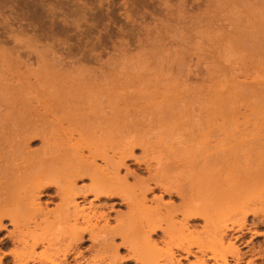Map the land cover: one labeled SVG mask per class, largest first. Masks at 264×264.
<instances>
[{
    "label": "rangeland",
    "instance_id": "374dc122",
    "mask_svg": "<svg viewBox=\"0 0 264 264\" xmlns=\"http://www.w3.org/2000/svg\"><path fill=\"white\" fill-rule=\"evenodd\" d=\"M114 1L121 5V0ZM128 1L135 2L131 3V14H122L125 9L115 4L116 13L107 10L99 12V9V13L94 10L96 14H84L85 17L83 14H55V18L50 14H11L8 5L4 8L0 4L3 12L9 9L6 11L8 14L0 13V157L5 158L9 153L11 155L21 146L19 152L17 150L15 155L12 154L13 157L9 156L11 159L22 157L16 164L25 160L37 161L38 150L43 151H39L40 156L43 154L40 158L48 160L56 155V147L61 141L71 138L75 142L82 133V138L99 141L107 145L109 150L115 148L117 153L119 148L139 134L147 136L146 147L135 148L134 156L126 159L128 167H122L121 175L130 176L129 183L133 185L140 179L141 187L145 181L152 188L156 185L151 180L150 170L157 169L175 180H182L185 185L184 188L175 187L168 192H162L158 187L152 188L148 192V204L156 202L154 198L162 195V208H175L188 197L185 196L188 193V200L194 203L204 201L205 204L208 201L209 205H214L215 201L219 202L214 205L216 211L213 205L212 209L217 213L222 210L220 214L225 216L223 211H227L224 208L233 207L234 200L240 198L238 195L241 196L234 190L246 185L242 189L246 193L242 195L247 200L251 198V205L255 203L262 210L256 216H247V227L242 231H230L228 235L239 245L244 261L249 258L252 264H264V177L259 176L261 166L264 165V121L261 120L264 117L258 118L261 123L255 122L256 126L259 125L255 129L252 123L249 126L253 127L248 126L247 133L250 135L246 138L240 136L237 129L240 134L235 131V139L225 135L228 137L226 139L225 133L220 136V147L215 148L216 142H212V150L215 148L217 152L222 149V153L229 154L227 157L235 161L233 163L229 159L228 163L221 165L223 169L217 166L231 171L236 163L235 171H229V176L227 172L224 173L225 170L220 172V168H215V171L205 166V156L201 152L205 140L202 139L204 135L201 130L207 127L208 114L211 113L209 109L214 107L215 102L218 103L222 97L226 98L227 103H223L224 99L222 103L226 104L224 109H228L227 115L228 112H231L230 115L235 112V116L244 122V116L255 115L251 109L247 112V99L255 102L264 99V0ZM235 86L245 90L241 89L243 93L240 97L233 93ZM218 94L222 96L218 97ZM216 97L221 99L215 101ZM164 112L173 114V120L166 126H156L152 117ZM239 114L246 115L241 117ZM24 124H36L46 133L39 136L29 134L34 138L27 145L22 144L20 134L21 125ZM227 130L222 129L220 132ZM45 139L46 145L43 143ZM31 151L37 154L31 156ZM55 164L58 162L53 165L55 169H60V164L57 168ZM88 176L80 177L78 186H88ZM235 176L239 182L235 181L233 186V183H228V179L233 182ZM227 186L237 187L232 189L237 198H229L231 204L225 196H218V193H223L222 190L227 194L233 192ZM185 188L187 191L184 193ZM87 195L85 204L95 198L93 194ZM213 196L216 198L210 199ZM244 197L241 200L246 201ZM125 198L120 195H100L94 201L108 213L110 224L114 226L117 223L116 217L126 218L124 214L128 212L130 201ZM41 201L44 202L43 206L53 208L60 202V198L55 188H51L44 192ZM215 214V219L220 217ZM174 215L180 217L181 213L178 211ZM203 221L201 216L189 222L193 228L201 230ZM133 228L127 233L131 235ZM11 231L13 225L10 219L4 218L0 229L2 254L12 247ZM124 235L119 232L113 237L112 242L118 245L120 256L113 264H142L131 250V246L137 248L140 245L139 236L138 241L134 239L128 242L123 241V237H126ZM83 236L77 242L79 251H82L84 257H91L93 253L98 255L96 251L104 247L99 244L103 241L93 240L89 232ZM153 238L158 241V247H167L166 242L162 241L163 231H157ZM170 244L175 247V242ZM107 246L105 244V249L110 250ZM178 253L184 256L182 252ZM73 258L74 255L69 258L71 264L75 263ZM193 258L181 259L187 263V260Z\"/></svg>",
    "mask_w": 264,
    "mask_h": 264
},
{
    "label": "bare ground",
    "instance_id": "6f19581e",
    "mask_svg": "<svg viewBox=\"0 0 264 264\" xmlns=\"http://www.w3.org/2000/svg\"><path fill=\"white\" fill-rule=\"evenodd\" d=\"M1 1L2 3L0 4L5 3L3 0ZM5 1L6 4H3V7L7 8L9 6L8 8L11 9V14H32L33 16H35L36 14H50L51 17L53 16V18H55V14H83L84 16V14H94L95 11L98 12L99 9V12H101V10H107L109 13H116L117 6L119 4L118 1H116L115 3L114 0H98V2L95 1L96 3L93 2L94 0ZM75 2L76 4H73ZM131 3L128 0H121V5H119L122 7V9H125L124 12L122 10V14H131V12H129L132 10L130 7L133 6V4L131 6ZM115 4L117 5L116 8ZM1 6L2 5H0V8ZM3 7L0 9L2 10V12L0 11V13L6 14L9 9H6L7 12H3ZM102 14L106 13L103 12ZM81 16L80 19H82ZM77 20H79V18ZM76 22L78 23V21H74V23ZM22 27H24V25H22ZM26 27L27 26L25 25V28ZM19 29L20 28H18V30ZM46 32L48 33V31ZM236 86V89L234 88L235 92H233V90L232 92L234 93V95H237L236 97H240L243 91L245 92V90L241 87V89L243 90L242 91L239 88L240 85L239 87ZM217 96L220 97L222 95L218 94ZM218 97H216L217 100L215 101H219L221 99H218ZM222 99H224V102ZM222 99L220 100L221 103L220 101L218 103L214 101V107L212 109H209L211 113L208 114V119L206 122L207 124L205 125V127H207L201 130L204 135L202 139H205L203 141V150L201 151L205 156V166L211 167L213 168L212 170L215 171L216 169L220 168H218L217 166H221L222 164L228 163L231 160V158L227 157L229 154L227 155L221 152L222 149H219V152L214 151L215 148H218L222 145L220 143L222 142L220 140V136H223V133H225L224 136H229V138L235 136L236 138L237 135L235 134V131L238 129L237 131H239L241 134L237 131L236 133H239L240 136L246 138L247 135H250V133H247V128L254 126L255 129L259 126H256V123L260 121L259 119H261V117H264V101L262 102V100H264L263 98L259 99L260 101L258 100L256 102L250 101V98L247 99L248 101L246 100L247 105L245 106L249 109H245L248 110L247 112H249L251 109L252 113L254 112L255 115L252 114L251 116H253L254 118H251V116H249L250 114L248 113V118L246 114H244L246 116H244L243 114H239V116H244V119H242L244 120V122L242 121L243 123L238 116H235V112H233L232 115H230L231 112H228L229 114L227 115L226 111L228 109L225 111L224 108H226V104H223L227 103V99L224 97H222ZM237 112L241 113L240 110ZM259 114L261 116H258ZM255 116L257 117V119L260 117L258 121ZM152 118V121L155 122L156 126H166L167 123L173 120L174 115H170L169 112H164L161 115L156 114L155 117ZM221 119L223 120L220 121ZM249 119L253 120L250 121ZM261 120L263 122L264 118ZM251 123L253 124V126H249L251 125ZM219 124H221V126ZM230 127L232 129H230ZM222 129H225L227 131L220 132ZM21 130L22 132L20 136L23 139L22 144L25 145H27L29 141L34 138V136H30L29 134L39 136L41 134L45 135L46 133H44L45 130L41 131L36 124L21 125ZM228 132L230 135L227 134ZM82 135L83 133L81 134V136ZM81 136L80 139H77L75 142H73V140L69 138L67 140H64L63 142L61 141V143L57 145L58 147H56L57 149L55 150V153L57 151L56 155H53L49 159H52L54 163L58 162V164H60L58 166L60 167V169H55L53 165L54 163H52L51 160L48 161L49 159L47 160V158H40L43 155L42 154L40 156V154L43 153V151L40 150H38L39 156L37 157V159H35L37 161L25 160L20 164H16V161L18 159H21L22 157L11 159V157H13L12 154L17 153L16 151L18 150V148L17 150H15V152L13 151L11 155L9 153V155L7 154L5 158L0 157V229L3 227L4 218H9L11 224L13 225V231H11L12 236L10 241L12 247L10 251L3 254L1 253L0 248V264H71L69 258L72 255H74V264H113L120 258L118 253V245L112 242L113 237L119 232L124 235L125 233H127V231H130L133 226H135V228L131 230V235L128 234L129 232L127 233L129 237L125 234L126 237H123V241L127 240L128 242H132L134 241V239L137 240V237L139 236L138 240H140L138 243L141 246L138 244V247L141 249L139 250L138 247L135 248L134 246H131V250L133 255L141 260L142 264H209V261L210 264L253 263L249 258L246 261L243 260L239 245L233 242L228 235V232L230 231H242L247 227V216L249 214H254L256 216L262 210H260L261 206H259L258 208L255 203L253 204L254 206L251 205V198L247 200L248 198L246 199V197L243 196L246 193V191L243 192L246 185L242 186L243 188L238 187V189L237 187L230 188L231 186H227V189L229 188L228 190L233 191L232 189L236 188L237 190L234 191L241 194V196L238 195V198H240L236 200H234L235 198H237L234 191L232 192L233 194H227L224 190H222L223 193H218V196L222 195L220 196L221 198L225 196L227 200L229 198H233L232 200L235 201L234 203H232L233 207L235 204L234 208L230 205L233 209H231L230 207L224 208L228 212L229 216L225 211L223 212L226 214V216L221 215L220 213L222 210H219L220 212L217 210L218 213L215 212L216 208L214 205H218L219 202L215 203V201L214 205H209L208 201L205 204H203L204 201L202 203L200 201H196L194 203L193 201L188 200L190 198V194L188 195V193L185 196H188L189 198L186 197L185 199H183V202L175 208L166 205V207L162 208V195L156 196L154 198L158 205L156 202H153L154 204L152 203L153 206H151L152 204H148L149 199H147V196L148 192L152 191V188L154 189L155 187H158L162 190V192H168L175 187L182 188L185 184H183L182 180L179 179V181L181 182L180 184V182L178 180H175V178L164 175L157 169L150 170L151 180L155 182L156 185L152 188H149L150 186L146 184L147 182L145 183V181L144 183L142 182L143 185L141 187L140 179L137 180L135 182L136 184L134 183L133 185L132 182V184L129 183L130 176L128 177V175L126 174L121 175L122 167L126 169L128 167L126 159L128 157L134 156L135 148L146 147L148 140L147 136L139 134L134 139L132 138L125 146L119 148L118 151H120L117 153L115 151L116 149L113 147L112 150H109V147L107 145L103 143L101 144L99 143V141L95 142L88 138L84 139ZM226 136L225 138L227 139L228 137ZM235 138L233 137V139ZM45 142H47L46 139L43 142L46 145ZM212 142L217 143L214 144L215 148L213 147V150L211 146L213 144ZM200 146L202 147V143H200ZM20 148L19 150H21ZM22 149L26 150L25 148ZM224 150L225 149H223V151ZM39 151L41 153H39ZM29 154L33 156L34 154H37V152L31 151ZM9 156L11 157L9 158ZM231 161L233 162V160ZM230 163L229 165L232 166V163ZM235 164H233L234 170L233 167H231V171H226L225 169L224 171L222 170L223 167L221 166L222 169L220 168V172L221 170L224 171V173L227 172V176H229L231 174H228L229 171L232 173L235 171ZM57 165L55 164V167ZM262 171H264V165L261 166V172H259V176H261V178L264 177ZM85 175H89L88 177H90L89 185L83 187L78 186V179ZM232 178L234 179V177H231V179ZM236 179H238L236 176L233 182H231L232 180L230 181V179H228V183H230L231 185L233 183V186H235ZM236 182L239 181L237 180ZM261 185L263 186V184H260V186ZM51 188H55V192L60 198V202L55 207L48 208L47 206H43L44 202L42 203L41 196L46 190ZM227 189L225 188V190ZM183 190L184 193L187 191L186 188ZM127 193L128 195L130 194L129 197ZM87 194H93L95 198L90 199V201H87L88 204H85L84 202L85 200H87ZM100 195H108L109 197L120 195L124 198L126 197L127 199H129L130 202L128 205V212L124 214L126 218H122L123 216L118 215L120 218L116 217L115 220L117 223L112 226V224H110L111 221L108 213L106 214L105 211L102 210L103 208L101 209L94 201L98 200ZM216 196H213L210 199L216 198ZM225 197L224 199H226ZM241 197H244L246 201L242 199V203ZM230 199L229 202L231 204L232 200L230 201ZM240 200L241 203H239ZM236 202L238 205L236 204ZM212 205L214 206L215 211H213L214 209H212ZM209 206H211V208H209ZM228 210H231V215L229 214ZM178 211L181 213L180 217L174 215V213ZM214 212L218 214V216H222V218L219 217L215 219L217 216ZM214 214L216 217H214ZM201 216L202 218H204V224H202L203 226L201 230H197L196 228H193L191 226L189 221L193 218ZM223 216L225 217V219L223 218ZM229 217H231L232 219H230ZM135 218L137 219V222ZM229 219L231 222L229 221ZM129 222L132 223L130 224ZM133 222L136 223L134 224ZM160 230L163 231V239H161L163 242H166L165 245H167V247H163V249L157 246L159 243L157 240H155V238H153V234L157 233V231ZM86 232H89L90 237L93 240L103 241V243H99L104 246L102 247V249L104 248V250L100 248L103 252L106 250L105 244L108 245V248H111V251L108 249L103 253L98 248L100 251L98 250L96 252H99V256L97 255V253H93L91 257H84L82 251H79L80 249H78L77 242L84 238L83 234ZM132 234L135 236L133 237ZM174 242L175 247L171 246L170 244ZM146 244L148 245L147 248L145 247ZM101 245L97 246L101 247ZM153 246L154 248L156 247V249H154ZM142 248H144L145 251L142 250ZM107 251L112 252V254L107 255L110 253H107ZM178 251L182 252L184 256L179 255ZM228 252H230V254ZM94 254H96V256ZM93 255L94 257H92ZM190 256H193L194 258L193 260H187V263H184L181 259H188L190 258ZM8 257L11 258L9 259Z\"/></svg>",
    "mask_w": 264,
    "mask_h": 264
}]
</instances>
